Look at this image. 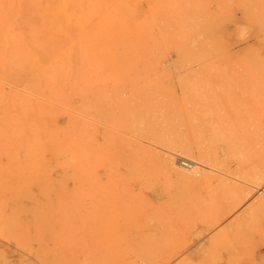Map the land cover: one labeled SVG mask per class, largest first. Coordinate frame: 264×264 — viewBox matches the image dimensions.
Segmentation results:
<instances>
[{
	"label": "rangeland",
	"instance_id": "1",
	"mask_svg": "<svg viewBox=\"0 0 264 264\" xmlns=\"http://www.w3.org/2000/svg\"><path fill=\"white\" fill-rule=\"evenodd\" d=\"M263 5L0 0V264H264Z\"/></svg>",
	"mask_w": 264,
	"mask_h": 264
},
{
	"label": "bare ground",
	"instance_id": "2",
	"mask_svg": "<svg viewBox=\"0 0 264 264\" xmlns=\"http://www.w3.org/2000/svg\"><path fill=\"white\" fill-rule=\"evenodd\" d=\"M263 1V0H262ZM262 3V2H261ZM264 6V5H263ZM112 86V85H111ZM129 88V87H128ZM104 91V90H103ZM135 92V91H134ZM97 103H98V101H97ZM99 112V111H98ZM88 126V125H87ZM89 127V126H88ZM261 131V130H260ZM145 132V131H144ZM263 136V135H262ZM229 140V139H228ZM157 141V140H156ZM232 141V140H231ZM158 142V141H157ZM229 147V146H228ZM212 150V149H211ZM239 150V149H238ZM231 154V153H230ZM231 157V156H230ZM237 157V156H236ZM167 160V159H166ZM181 161H183V162H180L179 164L180 165H182V166H188L187 165V163L185 162V160L184 159H181ZM198 164V163H197ZM199 165H201V164H199ZM215 165V164H214ZM202 166H204V165H202ZM204 167H206V166H204ZM252 167V166H251ZM180 168V167H179ZM208 169H211V168H209V167H207ZM212 171V170H211ZM214 172V171H213ZM230 172V171H229ZM192 173V172H191ZM194 173V172H193ZM249 176V175H248ZM233 180V179H232ZM222 183V182H221ZM224 184V183H223ZM222 184V185H223ZM225 188H227V187H225ZM262 190H264V189H262ZM227 191H228V189H227ZM231 191V190H230ZM232 193H233V191H231ZM228 194H229V192H228ZM241 195V194H240ZM176 235V234H175ZM187 264V263H186Z\"/></svg>",
	"mask_w": 264,
	"mask_h": 264
}]
</instances>
